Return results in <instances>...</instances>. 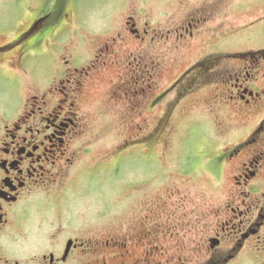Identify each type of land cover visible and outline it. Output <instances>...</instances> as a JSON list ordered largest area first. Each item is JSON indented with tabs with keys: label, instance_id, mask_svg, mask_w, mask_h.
Masks as SVG:
<instances>
[{
	"label": "flooded vegetation",
	"instance_id": "1",
	"mask_svg": "<svg viewBox=\"0 0 264 264\" xmlns=\"http://www.w3.org/2000/svg\"><path fill=\"white\" fill-rule=\"evenodd\" d=\"M209 18L212 16L205 13L188 15L163 31L156 27L138 28L135 21H129L131 16L123 23V30L110 37L100 36L93 52L62 55L60 60L51 51L46 55L50 86L41 96H32L33 102H25L17 112L8 108L0 111V264H264V50L233 53L228 56L232 64L225 69L218 68L219 57L211 54L213 60H197L167 87L161 88L156 79L162 61L154 59L151 45L176 39L180 40L173 42L177 47V43L193 39ZM53 22L57 26L54 23L48 27ZM64 24V10L57 17L50 12L39 15L17 37L0 45V55L17 52V65L23 68L31 55L28 46H34L35 50L34 44L42 40L47 30H56L54 38L58 40L63 28L59 25ZM215 26L207 30L220 27ZM30 36V40H24ZM59 45L53 43V50L58 52ZM113 68L117 77L106 94L112 99H122L131 113L140 114L141 105L154 106L164 98L165 110L158 121L167 122L173 104L191 95L198 98V87L212 85L209 96L199 97L202 102L213 101L221 111H232L235 119L231 121L238 124L255 119L242 137L223 149L211 150L207 147L210 144L205 145L207 151L199 149L206 153L204 167L214 177L219 176L221 164L231 170L229 195L223 202L206 201L200 208L196 205L197 217L192 220L193 213H188L185 205H177L180 210L169 212H160V206L153 209L147 205L141 216H132L125 230L119 229L113 238L67 236L71 224L63 218L59 207V214L54 215L63 222L48 232L51 220H41L39 216L33 220L29 207L33 200L45 203L48 200L53 217L52 195L48 199L44 196L68 182L78 165L79 154L89 151L85 142L80 148L77 144L86 120L85 112L77 104L81 89L91 73L100 77L99 73ZM172 88L174 95L163 96ZM219 88L220 92H216ZM136 126L137 131L128 142L136 148L133 153L137 156L138 143L147 145L144 157L151 161L153 144L149 140L159 128L155 126L142 133L141 126ZM183 141L179 139L180 146L170 141L163 150L170 151L168 162L172 170L162 172L161 177L193 175L199 155L191 151L195 163L191 169L185 167L191 156L187 155ZM225 161L229 164H224ZM146 171L148 179L141 180L142 184L152 181L151 169ZM191 230L201 235L193 239L188 233Z\"/></svg>",
	"mask_w": 264,
	"mask_h": 264
},
{
	"label": "rangeland",
	"instance_id": "2",
	"mask_svg": "<svg viewBox=\"0 0 264 264\" xmlns=\"http://www.w3.org/2000/svg\"><path fill=\"white\" fill-rule=\"evenodd\" d=\"M60 10L65 11V24L59 25L63 27L62 34L55 40L56 30L45 31L42 40L34 44L35 50L34 46H28L31 47V55L26 58L23 68L17 65V52L0 55L3 56V60L0 59V111L8 108L17 112L25 102H33L32 96H41L45 92L50 86V80H47L51 78V74L46 72V55L50 51L59 60L62 55L93 52L101 41L100 36L110 37L123 30V23L131 16L129 21H135L138 28L156 27L163 31L188 15L205 13L207 17L212 16L193 39L177 43V47L173 42L180 40L176 39L151 45L154 59L159 63L162 61L156 74L161 88L167 87L173 78L189 70L201 58L209 61L216 55L215 58L219 57L218 68L225 69L232 64V58L228 56L233 53L264 50V0H0V45L17 37L35 17L48 12L57 17ZM215 25H219V29L207 30ZM32 36L24 40H30ZM58 42L57 52L53 50V43ZM145 44L149 48V44ZM130 45L134 47L136 44ZM35 54L39 56L35 58ZM115 72V68L109 69L99 73L100 77L91 73L81 89L77 104L85 112L86 120L77 144L80 148L85 142L89 151L79 154L78 165L67 178L69 181L59 184L53 193L44 196L48 199L52 195L53 217L48 200H45L48 203L33 200L29 207L33 220L38 216L41 220H51L48 232L62 221L60 216L54 215L59 214V207L63 218L71 224L68 225L70 232L67 236L85 234L113 238L119 229L125 230L132 216H141L147 205L153 209L162 207L160 212L180 210L177 205H185L188 213H193L190 216L192 220L197 217L194 213L196 205L200 208L206 201L223 202L229 195L231 170L221 164L219 176L214 177L204 167L203 154L206 153L202 151H207V144L211 150L223 149L242 137L255 119H248L244 125L238 124L231 121L235 119L232 111H221L213 101L202 102L201 98L209 89L213 90L212 85L198 87V98L191 95L173 104L167 122L158 121L165 110L164 98L154 106L141 105L140 114L131 113L122 99H112L106 94L117 77ZM172 95L173 88L163 96ZM136 125L141 126L142 133L155 126L159 128L149 140L153 144L151 161L147 162L144 157L147 145L138 143L137 156L133 153L136 148L128 142L137 131ZM180 138L184 139L182 143L187 145V155L191 156L185 167L190 168L195 163L191 151L199 155L200 161L194 165L193 175L161 177L162 172L172 170L168 162L170 151L165 153L163 150L168 148L170 141L174 146L179 144ZM125 143L128 145L122 147ZM148 169L153 174V177L149 175L152 181L142 184L141 180L148 179ZM198 230L203 234L200 227ZM188 233L193 239L201 235L192 230Z\"/></svg>",
	"mask_w": 264,
	"mask_h": 264
}]
</instances>
